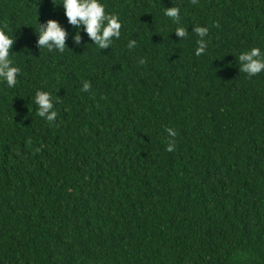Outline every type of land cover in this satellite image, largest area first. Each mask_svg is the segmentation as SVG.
<instances>
[{"label": "trees", "instance_id": "16d2710c", "mask_svg": "<svg viewBox=\"0 0 264 264\" xmlns=\"http://www.w3.org/2000/svg\"><path fill=\"white\" fill-rule=\"evenodd\" d=\"M99 2L121 23L105 49L72 43L62 0H0L20 69L0 79V264H264V71L239 61L264 54V0ZM49 19L62 52L36 44Z\"/></svg>", "mask_w": 264, "mask_h": 264}, {"label": "clouds", "instance_id": "9594fccd", "mask_svg": "<svg viewBox=\"0 0 264 264\" xmlns=\"http://www.w3.org/2000/svg\"><path fill=\"white\" fill-rule=\"evenodd\" d=\"M64 15L67 23L74 26L78 31L72 36V43L81 44L80 31L88 37V39L98 45L101 49L108 48L112 38H119L121 23L116 16H108L105 13L103 4L99 0H62ZM165 15L168 17L179 18V9L167 8ZM196 33L203 38L207 34L206 28L195 29ZM178 38H183L186 31L178 27L174 32ZM68 32L56 21L49 19L44 24L39 25L37 32L36 44L38 48H46L48 51H63L66 46ZM134 43V42H133ZM14 44V38L0 31V79L8 88L15 87L17 76L20 69L12 65L10 60V49ZM130 46H132L130 44ZM205 50V44L201 40L196 54L200 55ZM239 61L241 63V71L249 76H254L264 71V54L259 48H252L247 52L240 54ZM85 84V90L88 89ZM34 104L38 106V115L47 121H54L56 112L53 110V102L51 96L47 92L37 91L34 96ZM169 150H172L169 147Z\"/></svg>", "mask_w": 264, "mask_h": 264}]
</instances>
